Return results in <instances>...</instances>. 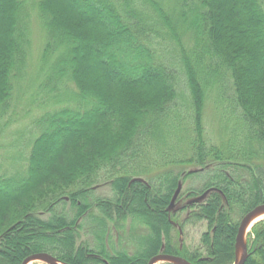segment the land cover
<instances>
[{
  "label": "trees",
  "instance_id": "obj_1",
  "mask_svg": "<svg viewBox=\"0 0 264 264\" xmlns=\"http://www.w3.org/2000/svg\"><path fill=\"white\" fill-rule=\"evenodd\" d=\"M24 119L21 176L0 169V264H233L264 204V0H0V135ZM179 188L210 191L184 206L183 236L206 227L184 244ZM248 236L244 264H264V220Z\"/></svg>",
  "mask_w": 264,
  "mask_h": 264
},
{
  "label": "rangeland",
  "instance_id": "obj_2",
  "mask_svg": "<svg viewBox=\"0 0 264 264\" xmlns=\"http://www.w3.org/2000/svg\"><path fill=\"white\" fill-rule=\"evenodd\" d=\"M33 47H34V55L37 57L39 55V52L41 50V45H43V35L42 32L37 24L34 25L33 29ZM36 115L38 112H35ZM34 115V114H33ZM33 115L31 118H33ZM206 118H207V128L210 132V135L214 134V131H216V118L215 113L211 108L207 109L206 112ZM29 119L19 120L18 122L14 123L8 128L9 133L6 135H0V169L2 168L4 170V174H8V176H17L20 177L22 170V162H21V156L24 155V146L26 145L28 139L30 136L26 135H14L12 133L21 130L24 126L27 127L29 124ZM12 132V133H11ZM11 133V134H10ZM181 190V189H180ZM100 196H109L110 193L108 190H100L99 192ZM192 200L191 197H186L183 194H181V191H179V194L177 195V198L175 200V206L170 212V218L172 222L174 223V227L179 228L181 230V234H179V241H181V244H184V241L187 239L190 240L191 238L193 240H197L200 236V233L204 232L206 230L205 225L203 224H197V225H188L184 228L185 235L183 236V228L181 226L184 216L186 215V209H184V206L187 205V203ZM262 219L261 221H263ZM259 221V222H261ZM257 222V223H259ZM256 223V224H257ZM252 234V231L250 235ZM247 242L248 245L250 243V237L247 236ZM33 264H44L42 262H35ZM163 264V263H160ZM234 264V263H233Z\"/></svg>",
  "mask_w": 264,
  "mask_h": 264
},
{
  "label": "water",
  "instance_id": "obj_3",
  "mask_svg": "<svg viewBox=\"0 0 264 264\" xmlns=\"http://www.w3.org/2000/svg\"><path fill=\"white\" fill-rule=\"evenodd\" d=\"M138 181H143L142 179H135ZM180 188L178 189L174 199L171 202V205L168 208V211L171 212L172 209L175 206V200L177 198V195L179 194ZM210 191H206L203 195H201L198 198L192 199L188 202L189 205L198 203L206 198V196L209 194ZM264 213V204L257 206L254 208L251 212H249L240 222L238 233L236 237V260L234 264H244L249 256V248H248V242H247V230L252 222V220L259 214ZM35 262H42L44 264H66L61 261H59L57 258L53 257L52 255L46 254V253H38L33 254L26 258L22 264H33ZM160 263H171V264H191L187 260L170 255L165 253H160L156 256H154L152 259H150L148 264H160Z\"/></svg>",
  "mask_w": 264,
  "mask_h": 264
},
{
  "label": "bare ground",
  "instance_id": "obj_4",
  "mask_svg": "<svg viewBox=\"0 0 264 264\" xmlns=\"http://www.w3.org/2000/svg\"><path fill=\"white\" fill-rule=\"evenodd\" d=\"M262 219H264V213L257 215V216L252 220V222L250 223V225H249V227H248V230H247L246 236H248V235L251 233V231H252L253 227L256 225V223L259 222V221H261Z\"/></svg>",
  "mask_w": 264,
  "mask_h": 264
},
{
  "label": "flooded vegetation",
  "instance_id": "obj_5",
  "mask_svg": "<svg viewBox=\"0 0 264 264\" xmlns=\"http://www.w3.org/2000/svg\"><path fill=\"white\" fill-rule=\"evenodd\" d=\"M178 229H179V232H181L180 227Z\"/></svg>",
  "mask_w": 264,
  "mask_h": 264
}]
</instances>
